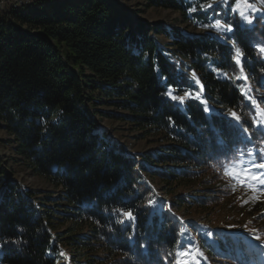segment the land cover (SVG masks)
Segmentation results:
<instances>
[{
	"label": "trees",
	"instance_id": "trees-1",
	"mask_svg": "<svg viewBox=\"0 0 264 264\" xmlns=\"http://www.w3.org/2000/svg\"><path fill=\"white\" fill-rule=\"evenodd\" d=\"M140 1L190 18L186 0ZM251 14V26L227 16L233 45L135 18L121 0L6 3L0 264H175L191 238L213 264H264V251L246 250L242 236L210 227L216 251L200 220L172 214L186 218L191 205L198 213L217 203L232 184L225 166L264 153V57L257 48L264 15ZM190 15L207 20L209 13L198 6ZM169 86L174 95L199 99L174 102L164 95ZM103 121L137 133L123 141L120 128ZM138 141L156 145L138 148ZM22 165L59 189L61 213L18 180ZM180 187L188 191L176 192Z\"/></svg>",
	"mask_w": 264,
	"mask_h": 264
},
{
	"label": "rangeland",
	"instance_id": "rangeland-1",
	"mask_svg": "<svg viewBox=\"0 0 264 264\" xmlns=\"http://www.w3.org/2000/svg\"><path fill=\"white\" fill-rule=\"evenodd\" d=\"M34 0H29L27 2L19 3H7L11 7L17 8L26 3L32 2ZM122 3L127 7V9L133 14L135 18H141L148 21H164L171 25H177L180 30L183 32L198 35L202 33H211L216 35L221 40H224L228 43L234 45L232 39L227 40L228 31H217L214 28L208 27L205 28L204 25H212L215 23L216 19H220L222 24L227 26L231 25V22L228 20L227 16L230 18H236L241 25L251 26L253 23L252 14L263 16L264 15V3H261V0H248V2L252 5L251 8H248L245 14L251 19V23L244 21L237 12L231 11L232 5L235 3V0L230 2V0H206L201 2L199 5L195 4L196 0H186L191 4V7H187V15L190 18L182 19L180 14L176 11H171L167 9H152L145 7L144 3L140 0H121ZM211 5V7H209ZM200 7L201 10H205L209 13L208 19L203 20V18L191 17L190 13ZM228 12V15H227ZM264 47V44L258 45V49ZM264 57V53H262ZM214 108V107H213ZM106 109H111L106 107ZM230 115L233 113L232 111H227ZM104 124L109 127L115 126L119 127L120 131L117 134L123 141H130V137L136 134V131L129 132L127 130L128 126L121 121L116 122H108L103 121ZM119 130V129H118ZM127 130V131H126ZM125 132V133H124ZM129 136V137H128ZM8 137L7 133L0 129V139H6ZM153 144V145H152ZM150 146L154 147L156 144L152 143ZM138 148H149L150 146H146L144 141H138L136 143ZM9 155V154H7ZM252 159V158H250ZM230 164V163H229ZM228 164V165H229ZM21 169L23 171H18L17 174L18 180L23 183L24 186L31 188L36 191V195L41 197L42 195L48 196V200H45L44 203L49 206H54L57 210V214L63 211L64 202L60 199V191L59 189L51 186L44 178L39 176H34L30 170L22 165ZM228 177V176H227ZM228 179H230L228 177ZM231 180V179H230ZM232 181V180H231ZM157 183V187H161L160 184ZM235 181H232L231 188H229L226 196L219 199V201L209 208L204 209L202 212L194 213L193 207L189 208L188 212H185L186 219H198V224L205 231V236L207 237V241L214 246L216 251H219L216 241L210 237L208 233V229L212 228H223L230 232L232 235L242 236L245 239V242L248 244V248L254 244L258 248H264V194L253 193L251 190H246L244 187L237 186L236 190H232V185ZM188 191L183 188H176V192L179 191ZM162 200H168L170 197L167 194L162 193L160 195ZM247 201V203H245ZM60 205V206H57ZM260 207H256V205ZM170 209V208H169ZM171 210V209H170ZM174 213V212H173ZM63 226H61L62 228ZM259 237V239H257ZM198 243L196 239H189V245L185 249H181L178 253L183 251H188L191 255L187 257H181V259L188 261V264H213L209 262L207 257L203 254V252L199 249L197 252ZM96 255L103 256V251L99 250L96 252ZM177 253V254H178ZM202 253V255L200 254ZM264 255L260 256V259H263ZM85 258L83 257L82 260ZM87 259V258H86ZM177 259V257H176ZM261 262V260H260ZM106 264V263H101ZM262 264V263H261Z\"/></svg>",
	"mask_w": 264,
	"mask_h": 264
},
{
	"label": "snow or ice",
	"instance_id": "snow-or-ice-1",
	"mask_svg": "<svg viewBox=\"0 0 264 264\" xmlns=\"http://www.w3.org/2000/svg\"><path fill=\"white\" fill-rule=\"evenodd\" d=\"M261 3H264V0H261ZM209 7H211V5H209ZM251 7L252 5L248 2V0H235V3L231 7V11L237 12L244 21L251 23V19L245 14L246 10ZM204 27H211L217 31H232V26L223 25L220 19H216L214 24L204 25ZM259 51L261 53H264V47H261ZM242 55L243 54L240 49L236 48V56L234 58L236 64L241 63L240 57ZM244 79H247V77H244ZM164 95L168 96L172 101L178 102L180 104H183L186 98L199 99L198 93L195 97L191 92H186L184 96L174 95L170 86L169 90L165 92ZM241 95L246 96V91L242 89ZM202 102L206 103L205 101ZM205 111H207V109H205ZM231 117L234 118L237 122H239L240 120V117L235 112L231 113ZM244 131H247V129H244ZM248 155L251 156L252 159L244 160L239 157L233 158L230 164L228 166H225L224 174L225 176H228L232 181H235V183L232 185L233 191L236 190L237 186H241L246 190H251L253 193L264 194V153L260 154L259 159H257V156L254 153L250 152ZM245 203H247V201H245ZM121 215L125 216L129 221L135 219L130 211L123 212V210H121ZM257 239H259V237H257ZM197 252H199V249H197ZM200 254L202 255V253ZM61 255H63V253H61ZM189 255H191V253H189L188 251L178 253L175 264H188V261L181 259V257H187Z\"/></svg>",
	"mask_w": 264,
	"mask_h": 264
},
{
	"label": "built area",
	"instance_id": "built-area-1",
	"mask_svg": "<svg viewBox=\"0 0 264 264\" xmlns=\"http://www.w3.org/2000/svg\"><path fill=\"white\" fill-rule=\"evenodd\" d=\"M29 0H0V10L5 12V4L6 3H19L27 2Z\"/></svg>",
	"mask_w": 264,
	"mask_h": 264
}]
</instances>
